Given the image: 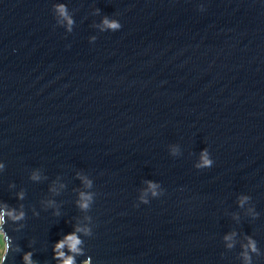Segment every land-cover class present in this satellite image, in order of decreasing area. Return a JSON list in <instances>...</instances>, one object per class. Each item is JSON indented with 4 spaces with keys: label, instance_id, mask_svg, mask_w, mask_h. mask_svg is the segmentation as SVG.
<instances>
[{
    "label": "water",
    "instance_id": "obj_1",
    "mask_svg": "<svg viewBox=\"0 0 264 264\" xmlns=\"http://www.w3.org/2000/svg\"><path fill=\"white\" fill-rule=\"evenodd\" d=\"M104 15L122 28L100 32ZM205 147L214 164L195 169ZM0 160V200L26 212L20 231L6 230L39 264H55L52 244L84 215L78 170L97 194L92 264H242L245 234L264 264V0H0ZM34 168L47 179L30 181ZM57 178L59 195L48 191ZM148 179L164 195L136 207ZM240 194L257 218L237 207Z\"/></svg>",
    "mask_w": 264,
    "mask_h": 264
},
{
    "label": "clouds",
    "instance_id": "obj_2",
    "mask_svg": "<svg viewBox=\"0 0 264 264\" xmlns=\"http://www.w3.org/2000/svg\"><path fill=\"white\" fill-rule=\"evenodd\" d=\"M197 8L203 12L205 6L203 3L198 4ZM52 10L59 26L63 27L66 32L71 33L73 25L75 23L72 15L70 14L68 7L64 3H56L52 5ZM100 10L96 9L95 14L99 15ZM100 32H116L122 28V25L115 16L104 15L98 24L94 25ZM97 36L92 35L88 37L89 43H94ZM169 155L172 157H179L181 155V149L179 144L169 145ZM214 161L207 147L199 152L198 158L194 163L195 169H207L212 167ZM5 169V163L0 160V173ZM75 178L80 181V186L76 191V208L83 213L82 218H77L75 222L66 221V223L72 224V231L63 234L54 244H52V260L55 264H92V257L87 255L85 250V239L93 236V229L95 227L93 218L89 215V212L95 202L97 196L94 189V180L84 171L78 170L75 172ZM28 179L34 183H38L41 180L47 179L40 168H34L30 171ZM58 184V187H57ZM145 185L139 191L137 196L138 203L135 205L138 207L140 204L147 205L152 199H157L164 195L165 190L162 188L158 181L144 180ZM10 188L15 187L14 183L9 184ZM65 185L59 183V178L52 181L49 185L48 191L55 195H59V190L63 189ZM25 193L23 190L16 192L15 198L17 200H23ZM251 196L247 194H240L237 197V207L244 209L246 206V214L251 216L253 219L258 217V213L254 207L249 206ZM45 209L51 208L54 216H60L59 208L56 206L54 199H47L41 202ZM33 215L38 216L39 212L33 209ZM26 218V212L24 206L21 204L18 207L9 205L6 201L0 200V264H6L9 253H22L21 262L22 264H39V262L33 259L34 251L30 250L24 252L19 244L15 243L13 238L9 235L7 226L11 224L17 225L14 231H20L23 227L22 222ZM233 219L238 220L239 214H233ZM237 236L235 231H231L223 236V241L228 249L234 247V238ZM34 241L29 243V248H32ZM242 251L240 257L242 264H253V255H259V249L257 247L256 240L251 236L245 234L243 241L240 245ZM83 258V259H80Z\"/></svg>",
    "mask_w": 264,
    "mask_h": 264
}]
</instances>
